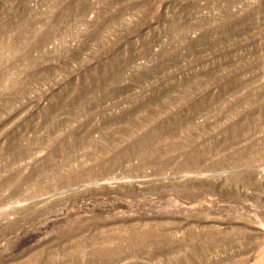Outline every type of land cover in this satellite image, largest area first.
<instances>
[{
    "label": "rangeland",
    "instance_id": "obj_1",
    "mask_svg": "<svg viewBox=\"0 0 264 264\" xmlns=\"http://www.w3.org/2000/svg\"><path fill=\"white\" fill-rule=\"evenodd\" d=\"M0 264H264V0H0Z\"/></svg>",
    "mask_w": 264,
    "mask_h": 264
},
{
    "label": "bare ground",
    "instance_id": "obj_2",
    "mask_svg": "<svg viewBox=\"0 0 264 264\" xmlns=\"http://www.w3.org/2000/svg\"><path fill=\"white\" fill-rule=\"evenodd\" d=\"M103 156V155H102ZM100 160V159H99ZM75 163V162H74ZM80 168V167H79ZM82 168V167H81Z\"/></svg>",
    "mask_w": 264,
    "mask_h": 264
}]
</instances>
